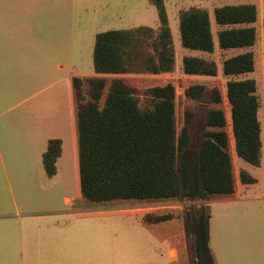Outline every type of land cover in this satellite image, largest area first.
<instances>
[{
  "label": "rangeland",
  "instance_id": "rangeland-1",
  "mask_svg": "<svg viewBox=\"0 0 264 264\" xmlns=\"http://www.w3.org/2000/svg\"><path fill=\"white\" fill-rule=\"evenodd\" d=\"M151 1L60 0L63 21L60 31L62 35L70 31L68 38L60 39V57L66 68L59 72L50 70L49 74L45 72L44 81L50 82L58 76V86L52 95L49 91L27 102L22 111L34 115L49 112V118L59 113V118H52L58 125L53 136L63 139L65 152L58 164V176L51 180L45 174L40 160L26 165L28 150L24 147L25 142L21 141L19 132L6 124L8 117L0 118V264H189L188 242L194 249L197 264H215V243L227 239V233L219 215L220 212L222 217L224 215L222 207L215 205V201L204 202L200 197L196 156L199 139L180 160L184 188L180 200L143 204L120 201L91 205L84 201L81 193L74 78L84 80L85 89L89 87L86 82L88 79H107L104 98L116 79H123L139 91L175 85L178 90L179 133L185 126L186 110L215 108L188 100L185 96L186 88L199 84L226 90L228 78L223 75L217 78L187 77L180 69L183 58L200 54L182 47L180 14L183 11H207L211 15L214 33H217L219 27L214 16L216 8L247 4L259 8L260 16L256 25L259 38L256 46L250 50L255 53L256 70L248 78L254 79L258 85L264 141V0H164L177 56L176 70L163 76L96 73L93 54L98 34L140 27L160 30L159 11ZM67 9H70L69 13H74L68 22L63 17ZM244 52L218 50L214 55L204 57L222 67L225 59ZM216 108L225 110L231 123L227 101ZM227 130L232 138L230 128ZM27 138L33 145L40 147L39 138ZM231 142L236 180L240 181L242 170L247 171L258 180V185L249 190L256 191V194L262 193L264 197V150L261 166L255 167L237 156L234 141ZM247 194L253 198L251 194L254 193ZM66 197L71 199V204L65 203ZM252 206L263 209L253 227L247 228L248 238L262 245L264 204ZM162 212L187 213L188 221L180 219L154 226L143 224L141 215ZM207 219L208 240L205 226ZM172 250L177 251L176 256L174 251L171 253Z\"/></svg>",
  "mask_w": 264,
  "mask_h": 264
},
{
  "label": "trees",
  "instance_id": "trees-1",
  "mask_svg": "<svg viewBox=\"0 0 264 264\" xmlns=\"http://www.w3.org/2000/svg\"><path fill=\"white\" fill-rule=\"evenodd\" d=\"M159 11V32L150 27L112 30L96 36L94 68L102 75H164L174 72L176 52L164 0H152ZM214 33L210 13L191 9L180 14L181 44L184 49L214 55L217 50L245 51L223 61L222 74L228 78L226 100L230 110L232 138L228 118L221 108L204 111L188 109L185 126L177 125V90L173 84L139 91L123 79H116L105 90V78L85 81L74 78L78 108L79 165L82 197L87 204L120 201L159 203L183 198L180 160L195 141L200 197L204 202L237 194L235 168L231 156L234 141L237 156L260 167L264 150L262 108L258 85L248 78L255 73L253 49L259 38L256 5L216 8ZM187 76H219L217 62L200 57H185ZM246 77V78H245ZM187 99L211 106L224 103L219 88L193 85L185 91ZM144 103V104H143ZM62 143L50 141L43 156L46 174H57ZM244 186H254L257 179L240 172ZM183 218L188 214H147L145 225H156ZM209 239V222L206 220ZM189 264L197 257L188 242Z\"/></svg>",
  "mask_w": 264,
  "mask_h": 264
},
{
  "label": "crops",
  "instance_id": "crops-1",
  "mask_svg": "<svg viewBox=\"0 0 264 264\" xmlns=\"http://www.w3.org/2000/svg\"><path fill=\"white\" fill-rule=\"evenodd\" d=\"M69 12L70 9H67V14L63 16L67 22L71 21L74 16V13ZM61 22L63 21L60 0H0V118L8 117L9 120L5 121L6 124L19 132L21 141L25 142L24 147L28 150V153H26V165L28 166L32 161L37 162V160H40L43 164V156L48 149L50 141H61L62 154L57 162V174L54 177H49L45 172L51 180H54L58 176V164L65 152L63 139L53 136L55 130L58 129V125L54 123L52 118H59V113L49 118V112L39 115L28 114L22 111V107L43 93L50 91L52 95L54 88L58 86V76L50 82L44 81V77L45 72L49 74L48 71L50 70L55 69L59 72L66 68L60 57V39L63 37L68 38L70 31H66L62 35L60 31ZM73 34L71 37H73ZM204 56L207 55L200 53L196 57L208 59ZM219 68L220 76L223 74L221 66ZM180 69L183 71V61ZM222 93L225 101L226 90L222 91ZM2 101H6V103L3 104L1 103ZM227 118L228 127L230 128V132H232V124L228 116ZM45 132L47 133L46 136ZM27 137H35L36 140L39 138L40 147L33 145V142H30ZM31 177L34 178L35 176L31 175ZM236 184L237 194L235 196L211 200V202L215 201V205L222 207L224 215L222 217L221 212L219 215L224 221V228L226 227L227 233V239L215 243V255H213L215 264H264V243L262 245L254 243L248 238L249 234L247 231V228L249 226L253 227L254 221L261 215L263 208H257L252 205L264 204L263 194H256V191L249 190V188L255 187L258 183L254 186H244L239 180H236ZM247 193H254L251 194L253 198L249 197ZM71 202L70 198H65L67 205L71 204ZM139 204L143 203L139 202ZM170 213L175 215L184 214L180 212L145 213L141 215L142 222L144 216L147 214ZM173 251L176 256L177 251L172 250V254Z\"/></svg>",
  "mask_w": 264,
  "mask_h": 264
}]
</instances>
